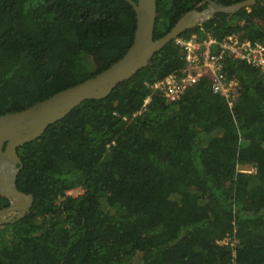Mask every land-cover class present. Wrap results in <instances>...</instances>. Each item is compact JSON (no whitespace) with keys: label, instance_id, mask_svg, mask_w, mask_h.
<instances>
[{"label":"trees","instance_id":"obj_1","mask_svg":"<svg viewBox=\"0 0 264 264\" xmlns=\"http://www.w3.org/2000/svg\"><path fill=\"white\" fill-rule=\"evenodd\" d=\"M210 1L243 0H156L154 39ZM201 25L264 40V0ZM136 26L126 0H0V115L108 68ZM184 64L174 38L108 96L18 147L16 187L33 201L0 223V264H264V71L227 62L232 107L205 78L176 100L151 92Z\"/></svg>","mask_w":264,"mask_h":264},{"label":"water","instance_id":"obj_2","mask_svg":"<svg viewBox=\"0 0 264 264\" xmlns=\"http://www.w3.org/2000/svg\"><path fill=\"white\" fill-rule=\"evenodd\" d=\"M126 1L136 12L137 26L133 43L119 60L96 75L60 90L26 109L0 115V168L17 164L9 183L6 182V178L0 176V194L11 201L10 206L0 210V217L14 210L23 209L18 213L20 217L28 211L33 201L32 194L21 192L16 187V175L22 167L17 154L19 146L38 138L47 126L65 117L82 101L108 96L115 86L130 79L145 67L157 50L186 29L209 19L214 12L234 13L242 7L253 5L257 0H243L228 6L216 5L210 1L209 10H192L186 13L169 32L157 39L153 37L156 0ZM3 222L7 220L0 219V223Z\"/></svg>","mask_w":264,"mask_h":264},{"label":"built area","instance_id":"obj_3","mask_svg":"<svg viewBox=\"0 0 264 264\" xmlns=\"http://www.w3.org/2000/svg\"><path fill=\"white\" fill-rule=\"evenodd\" d=\"M201 24L198 29L175 38L184 53V66L148 84L149 88L166 99L176 100L200 78H205L212 92L224 96L232 107L238 81L228 75L227 62L241 59L264 71V40L244 39L235 32L217 36ZM150 100L151 94L144 99L141 111Z\"/></svg>","mask_w":264,"mask_h":264},{"label":"rangeland","instance_id":"obj_4","mask_svg":"<svg viewBox=\"0 0 264 264\" xmlns=\"http://www.w3.org/2000/svg\"><path fill=\"white\" fill-rule=\"evenodd\" d=\"M88 57V56H87ZM85 57V56H81V58L79 59V63H80V69H82V70H85L86 68H91L92 67V65H93V62H92V60H91V58L90 57ZM239 169L241 170V171H243V172H245V173H247V174H251V173H254L255 172V167L253 166V165H250V164H240L239 165ZM81 192V189H79V188H76V189H74V190H72V191H69V194H71V195H77L78 193H80ZM23 210V209H22ZM21 209H18V211L19 212H21L22 211ZM16 210H14L13 212H10L9 214H6L5 215V217H10V219L11 218H13L14 216H16V215H18V213L19 212H15ZM228 241V238L227 239H225V242H227ZM224 242V241H223Z\"/></svg>","mask_w":264,"mask_h":264},{"label":"flooded vegetation","instance_id":"obj_5","mask_svg":"<svg viewBox=\"0 0 264 264\" xmlns=\"http://www.w3.org/2000/svg\"><path fill=\"white\" fill-rule=\"evenodd\" d=\"M209 3L206 5V7L204 8V9H202V10H209ZM215 13V12H214ZM198 25V24H197ZM196 25V26H197ZM195 26V27H196ZM194 28V27H193ZM14 166V167H13ZM17 167V164H9V166H7V167H5V168H3V169H1L0 168V176H3L4 178H6V182L7 183H9V179L10 178H12V173H13V170H14V168H16ZM7 199V201H6V199ZM10 204H11V201L6 197V196H4V195H1L0 194V210L1 209H4V208H7L8 206H10ZM22 210V209H21ZM17 212H19L18 210H16ZM15 211V212H16ZM7 214H9V213H7ZM7 216V215H6ZM18 217V215H16V216H14L13 218H11L10 219V217H5V216H1L0 217V219H6L7 220V222H11V221H13L15 218H17Z\"/></svg>","mask_w":264,"mask_h":264}]
</instances>
